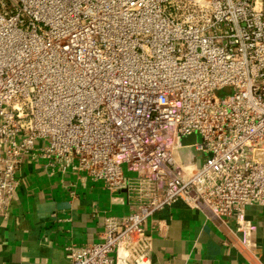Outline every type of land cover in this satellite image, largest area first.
I'll use <instances>...</instances> for the list:
<instances>
[{
  "label": "built area",
  "instance_id": "1",
  "mask_svg": "<svg viewBox=\"0 0 264 264\" xmlns=\"http://www.w3.org/2000/svg\"><path fill=\"white\" fill-rule=\"evenodd\" d=\"M23 161L64 176L71 198L89 180L123 194L126 213L93 211L97 241L64 245L69 264H150L145 223L177 200L249 236L245 208H264V0H0V215Z\"/></svg>",
  "mask_w": 264,
  "mask_h": 264
},
{
  "label": "crops",
  "instance_id": "2",
  "mask_svg": "<svg viewBox=\"0 0 264 264\" xmlns=\"http://www.w3.org/2000/svg\"><path fill=\"white\" fill-rule=\"evenodd\" d=\"M185 151L186 164L200 163L192 148ZM18 176L15 196L0 215V264H69L64 245L97 241L100 235L101 215L95 217L93 211H128L126 202H120L123 194L111 199L100 181L78 184L71 198L68 180L48 175L40 161H23ZM243 217L252 228L245 238L234 222L224 224L250 251L252 260L236 248L224 233L223 222L210 219L208 211L181 200L163 207L145 223L152 238L150 264H264V208L246 207Z\"/></svg>",
  "mask_w": 264,
  "mask_h": 264
},
{
  "label": "water",
  "instance_id": "3",
  "mask_svg": "<svg viewBox=\"0 0 264 264\" xmlns=\"http://www.w3.org/2000/svg\"><path fill=\"white\" fill-rule=\"evenodd\" d=\"M222 223V222H221ZM224 226V233L229 237V239L235 244L236 248L243 253V255L249 259L252 260L253 256L250 253V251L246 248V246L235 236L232 234V232L229 230V228L223 223Z\"/></svg>",
  "mask_w": 264,
  "mask_h": 264
},
{
  "label": "rangeland",
  "instance_id": "4",
  "mask_svg": "<svg viewBox=\"0 0 264 264\" xmlns=\"http://www.w3.org/2000/svg\"><path fill=\"white\" fill-rule=\"evenodd\" d=\"M183 152H186V151H182V153H183Z\"/></svg>",
  "mask_w": 264,
  "mask_h": 264
}]
</instances>
